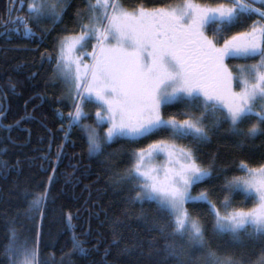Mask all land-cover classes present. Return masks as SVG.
<instances>
[{
  "label": "snow or ice",
  "instance_id": "obj_1",
  "mask_svg": "<svg viewBox=\"0 0 264 264\" xmlns=\"http://www.w3.org/2000/svg\"><path fill=\"white\" fill-rule=\"evenodd\" d=\"M61 4L62 0L30 3V18L37 24L44 18L59 19L64 11ZM252 15L260 19L248 31L237 32L218 46L220 33ZM78 17L79 33L58 39L54 72L73 99L74 111L67 114L69 128L84 133L90 155L102 154L104 146L116 137L139 141L161 132L168 134L169 139L134 151L131 166L116 174L114 180L130 186L132 202L154 203L161 218L166 216L163 223L156 221L155 227L165 239L168 255L175 257L177 264H190L183 258L186 252L205 248L204 230L185 208L195 201L207 203L215 218L216 233L228 234L237 243L242 233L264 242V164L252 168L240 163L244 175L226 182L224 188L230 195L221 201L222 214L206 191L191 194L194 185L212 178L211 167L197 163L195 148L173 142H207L209 133L224 124L235 136H264V0H232L230 5L214 7L183 0L175 7H139L132 11L126 10L120 0H89L86 13H78ZM210 25L214 26L211 38L205 31ZM25 34L33 35L27 27ZM91 41V52L77 55ZM257 56L258 63L233 66L235 74L226 63L229 58ZM89 103L98 109L95 127L82 123L89 119L85 111ZM176 104L193 110L165 119L162 109ZM245 122L250 124L247 129L241 127ZM103 124L107 129L101 135L97 129ZM158 156L164 161L156 165ZM233 193L255 200V206L248 210L231 208ZM47 196V190L36 194L29 210L39 209ZM71 219L68 214L69 227ZM83 243L72 236L73 250L87 255ZM4 255L9 264H39L37 247L29 246L26 240L18 243L14 228L9 229ZM200 260L202 264H239L211 251L203 252Z\"/></svg>",
  "mask_w": 264,
  "mask_h": 264
},
{
  "label": "trees",
  "instance_id": "obj_2",
  "mask_svg": "<svg viewBox=\"0 0 264 264\" xmlns=\"http://www.w3.org/2000/svg\"><path fill=\"white\" fill-rule=\"evenodd\" d=\"M194 1L215 4L225 0ZM181 2L120 0L125 9ZM30 3L33 0H0V264H9L4 248L9 243L10 228L15 229L18 243L26 240L29 246L37 247L39 264H177V259L165 251V239L155 227V222L163 223L166 216L161 218L154 203L132 202L130 186L114 182L116 174L131 166L134 151L169 139L168 134L161 132L139 141L118 138L98 155L89 154L80 129L72 127L65 137L67 114L72 108L59 91L53 68L46 60L54 43L49 36L45 41L41 32H78V13H86L87 2L62 0L61 17L44 18L38 24L30 18ZM255 19L260 18L246 17L227 33H236ZM25 27L34 32L32 38L25 36ZM235 61L249 60L227 62ZM190 110L176 104L162 109V116L169 118ZM249 126V122L241 125L245 129ZM228 129L227 124L222 125L209 133V141L200 144L191 139L175 140L183 147L195 148L197 163L211 167L212 178L194 185L191 194L206 191L222 214L221 201L230 195L224 188L226 182L244 175L240 163L252 168L264 164V136L246 139ZM45 190L47 199L39 209L29 210L36 194ZM231 198V208L250 209L256 203L242 193H233ZM186 209L199 220L208 251L240 264H253L264 257V242L242 233L237 243L228 234L216 233L207 203L189 202ZM73 235L84 241L87 255L73 250ZM126 247L128 251H124ZM196 251L188 250L183 258L190 264H202V254Z\"/></svg>",
  "mask_w": 264,
  "mask_h": 264
},
{
  "label": "flooded vegetation",
  "instance_id": "obj_3",
  "mask_svg": "<svg viewBox=\"0 0 264 264\" xmlns=\"http://www.w3.org/2000/svg\"><path fill=\"white\" fill-rule=\"evenodd\" d=\"M92 1H94V0H92ZM86 2L88 4L89 0H86ZM220 2H223V1H220ZM220 2H218V3H220ZM227 2H232V0H227ZM218 3H215V4H218ZM205 4H208V3H205ZM254 21H258V20L255 19ZM213 27L214 26L210 25L205 29L206 35H208L210 38L213 36V31H212ZM228 29L229 28H227L226 31ZM79 31H80V29H79ZM79 31L78 32H57V33H55V32H41L44 36L45 41L49 39L48 38V36H49L51 38L52 42L54 43V46L52 48V52L46 53V55H47L46 60H47V63L51 64V67L53 68V75L55 76L54 77L55 83L59 85V91H62V94H64V97L66 98V102L68 103L69 107L72 108V111H74L73 99H72V96L68 92V87L60 77H58L54 74V72H55V65H56V56H57V52H58V39L60 37H64V36L75 35V34L79 33ZM32 33H34V32H32ZM236 33H233V34L227 36L226 39L229 38L230 36L236 34ZM33 35H29V37L32 38ZM25 36L28 37V35H25ZM220 36H222V35H220ZM222 38H224V36H222ZM222 38L219 39L218 46L223 44ZM92 43H94V41H91L88 45H86V47L84 49H81L79 52H77V55H80V53H82L84 51L91 52V50H92L91 44ZM49 57H51V59H49ZM253 59L254 58L248 59V60L252 61ZM228 60L229 59H227L226 61H228ZM85 62L86 63L89 62L88 58H85ZM97 110L98 109H97V106L95 104H91V103L86 104L85 105V111L89 113V119L82 121V123L88 124V125L96 124L95 123V120H96L95 113ZM69 130H70V128H69V121H68L67 126H66V132H69Z\"/></svg>",
  "mask_w": 264,
  "mask_h": 264
},
{
  "label": "rangeland",
  "instance_id": "obj_4",
  "mask_svg": "<svg viewBox=\"0 0 264 264\" xmlns=\"http://www.w3.org/2000/svg\"><path fill=\"white\" fill-rule=\"evenodd\" d=\"M33 2H39V0H33ZM92 2H95V0L94 1H92ZM195 2V1H194ZM183 2H181V3H179V4H182ZM195 3H197V2H195ZM221 3H223V4H226V5H230L231 4V2H227V1H223V2H220V3H218V4H221ZM179 4H175V5H170V6H167V7H144V6H138V7H136V8H139V7H144L145 9H149V10H151V9H156V8H168V7H175V6H177V5H179ZM197 4H199V5H201V6H209V7H214V6H216L217 4H202V3H197ZM255 6V5H254ZM136 8H133V9H136ZM133 9H126V10H129V11H132ZM86 22V21H85ZM253 23V22H252ZM252 25V24H251ZM250 25V26H251ZM237 26V25H236ZM250 26H248V27H246V28H244V29H241L240 31H239V28L238 29H236L237 31H234V32H242V31H248L249 30V28H250ZM228 31H226V29L222 32V33H220V35H222V36H224V38H222V39H226V37L227 36H229L230 34L229 33H227ZM233 32V31H232ZM229 59H233V58H229ZM259 57L257 56V57H255L252 61H248V62H233L232 64L231 63H229V62H227L226 61V63L228 64V66H229V68L230 69H233V71H234V74H235V69H234V67L233 66H235V65H243V64H255V63H258V61H259ZM233 87H234V89L236 90V91H239V87L234 83V85H233ZM96 118V117H95ZM165 119H167V118H165ZM95 123H96V120H95ZM95 125L96 124H94V125H92L93 127H95ZM106 129H107V124H103L101 127H99L98 129H97V131L101 134V135H103V133L104 132H106ZM167 134V133H166ZM118 138H122V137H116V138H114L113 140H115V139H118ZM112 140V141H113ZM111 141V142H112ZM173 142H175V141H173ZM176 143V142H175ZM177 144V143H176ZM177 145H179V144H177ZM179 146H181V145H179ZM163 161H164V157L163 156H158L157 157V159L154 161V163L156 164V165H159V164H161V163H163ZM193 196V195H192ZM254 207V206H253ZM185 208H186V205H185ZM245 210H248V209H245ZM214 222H215V218H214ZM206 247V246H205ZM207 248V247H206ZM206 248H204L202 251H200V250H197L198 251V253L199 254H203V252H208V250L206 249ZM189 251H191V249H189ZM196 251V250H195ZM196 251V252H197ZM261 260H264V257H261L259 260H257V262H255V263H253V264H260V261ZM240 264V263H239Z\"/></svg>",
  "mask_w": 264,
  "mask_h": 264
},
{
  "label": "built area",
  "instance_id": "obj_5",
  "mask_svg": "<svg viewBox=\"0 0 264 264\" xmlns=\"http://www.w3.org/2000/svg\"><path fill=\"white\" fill-rule=\"evenodd\" d=\"M256 7V6H255Z\"/></svg>",
  "mask_w": 264,
  "mask_h": 264
}]
</instances>
